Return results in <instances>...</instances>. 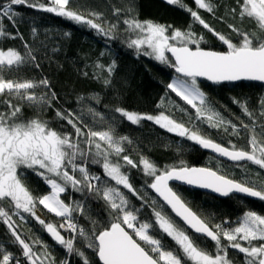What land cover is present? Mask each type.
<instances>
[{"label": "snow or ice", "instance_id": "1", "mask_svg": "<svg viewBox=\"0 0 264 264\" xmlns=\"http://www.w3.org/2000/svg\"><path fill=\"white\" fill-rule=\"evenodd\" d=\"M71 3L72 0H0V37L23 41L22 48L0 46V223L6 226L11 243L20 250V255H16L7 250L5 241H0V264L13 261L22 264L21 256L26 264H57L47 244L20 231L21 224L27 222L25 214L34 218L67 254L81 257L83 264H92L86 250L95 254L99 264H236L229 256V249L243 255V264H264V214L248 210L235 221L225 218L214 223V217L193 210L169 183L179 181L223 196L239 193L264 201V182L252 180L247 172L249 163L264 170V123L257 122V113L249 108L250 101L235 98L233 103L249 122L236 116L238 123H233L209 102L198 82L199 77L216 83L264 82V0H235V6L227 8L226 14L232 19H247L255 27L246 30L228 24V33L217 30L201 15L200 10H204L216 18L218 0H193L195 8L185 0H165L187 12L225 50L208 47L205 34L193 31L192 24L182 29L140 20L131 3L112 10L114 17H126L122 20L123 32L118 31V24L105 27L97 22L105 19L103 13L76 11ZM17 6L54 13L112 40L123 37V43L137 55L174 68L180 75L166 88L184 102L185 107L177 105V108L188 119L178 120L165 111L139 113L118 106L106 116L91 106L93 101L100 103L99 93L77 97L81 105L89 102L86 112L83 108L78 111L56 107L60 98L51 81L47 77L28 76V69L40 68L38 54L18 30L9 32L4 23L7 20L17 28L21 16ZM218 19L224 22L225 18ZM32 34L36 35L35 28ZM115 66L114 60L109 65L97 63L95 67L108 75L94 78L102 79L106 88L111 87ZM187 106L194 110V117ZM257 108L258 115L264 117V96L257 98ZM25 109L33 114L26 116ZM49 109L55 113L51 120L44 116ZM118 118L134 125L151 121L168 133L244 168L245 175L241 179L230 178L218 169L190 167L182 160L159 167L146 156H141L137 164L125 154L126 145L132 144V140L118 133ZM60 121L65 123L54 126ZM97 125L101 130H95ZM203 127L222 130L228 139L218 137L221 142H217ZM232 137L243 143H234ZM92 165L100 166L103 175L92 172ZM129 167H139L150 178L145 186L156 197L149 200L133 186ZM28 174L45 183L49 191L34 195L27 183ZM124 190L141 201L138 207ZM69 191L81 193L83 199L66 202L62 197ZM89 200L103 202L107 220L93 218ZM37 205L59 218V222H46L37 216ZM145 209L150 211L146 213ZM81 218L90 227L82 225ZM209 241L213 245L211 249ZM81 244L83 247L78 246ZM36 245H40L39 250H34Z\"/></svg>", "mask_w": 264, "mask_h": 264}, {"label": "trees", "instance_id": "2", "mask_svg": "<svg viewBox=\"0 0 264 264\" xmlns=\"http://www.w3.org/2000/svg\"><path fill=\"white\" fill-rule=\"evenodd\" d=\"M135 7L140 20H152L159 23L172 24L175 27L186 28L188 24H192V30L204 33L209 41L208 47L214 50H225L211 34L207 33L202 26L193 22L190 15L178 7L165 3V0H72L71 7L76 11H97L103 13L105 19L102 22L105 27L110 23L118 24V31L123 32L124 25L122 20L126 18L124 15L114 17L112 15L113 7L125 8L129 4ZM189 6L195 8L193 2L185 0ZM219 8L216 11V18L211 14L201 11V15L217 30L228 33V24H234L244 29H253L254 23L245 19L241 21L239 18L232 19L226 14V9L235 6V0H218ZM17 10L21 13L18 18L17 28H13L7 20L4 21L9 32L15 33L17 30L22 34L23 40L27 41L38 54L40 68L28 69V76L34 78L47 77L51 81L53 90L57 93L60 100L56 107L70 108L75 110L84 109L86 112L89 102L85 101L83 105L77 102L78 96H89L94 93L100 94V103L91 102V106L106 116L111 115V109L114 107H123L130 111L139 113H157L165 111L172 114L178 120H187L188 117L179 112L177 105L185 107L184 102L167 90L166 86L171 82L173 76V68L167 64L160 63L155 59L137 55L134 50L129 49L123 43V37L116 40L104 37L96 30L88 28L84 25L77 24L66 18L59 17L54 13L37 11L27 7L17 6ZM223 16L224 22L218 18ZM36 29V35L33 36L32 29ZM23 41L19 38L5 39L0 37V46L22 48ZM103 53V55H101ZM115 61V69L111 76V87H105L102 79L94 78L95 75L107 77L106 72H100L95 67L97 63L109 65ZM88 75L85 76L84 73ZM198 82L202 90L207 94L209 102L212 103L227 119H232L233 123L239 116L246 123L248 118L241 114V109L237 104L233 103L235 98L237 101H250L249 108L254 110L258 123H264V117L258 115L257 98L264 96V85L253 82L239 83H221L213 84L204 80ZM162 97L164 98L162 102ZM104 105L108 108L105 109ZM157 105H161L158 110ZM189 108L190 114L194 117L195 112ZM33 113L30 109H25V115L31 116ZM45 118L53 119L55 113L52 109L47 110L44 114ZM86 119H88L86 117ZM117 131L121 135H127L132 144L126 145V153L137 164L141 156L149 157L159 167L165 165L176 164L181 160L187 166L212 167L219 170L221 174H227L230 178L241 179L245 175V169L237 167L234 163H228L211 154L201 151L195 145L194 152L188 157L182 149L177 152L174 145L180 137L172 133H168L164 129L155 125L151 121H141L139 125H134L126 120L118 118ZM65 122L60 121L54 126H59ZM68 131H72L70 126L65 124ZM95 130H101V126L97 125ZM203 131L210 134L217 142H221L218 137L227 140L228 137L222 130L202 128ZM243 136V133H241ZM234 143H243L237 141L235 137L231 138ZM176 147V149H175ZM182 152V153H180ZM91 171L103 175L102 168L98 165H92ZM130 181L139 192L151 200L156 197L151 189L146 188L145 181L150 183V178L146 177L139 167L130 168ZM247 172L252 180L264 182V170H260L257 166L250 163L247 165ZM27 183L33 190L34 195H42L49 191V188L38 179L35 175L28 174ZM174 190L178 191L182 198L188 202L189 206L199 214L214 217L213 222H220L227 218L231 221L237 220L241 214L248 210H254L259 214H264V201L251 200L237 195H231L227 198L220 199L210 194L186 188L178 185H171ZM123 190V189H122ZM127 193V190H124ZM132 203L137 207L141 201L128 194ZM66 202L68 200H81V193L69 191L63 194ZM88 206L91 210L93 218L101 221L107 220V214L103 210L102 201L96 202L89 200ZM146 213L150 210L145 209ZM169 214L171 215L170 210ZM27 222L21 224L18 217H14L17 224H21L20 231L26 236L40 241L48 245V251L55 257L57 264L60 261H70V264H83L82 258L75 254H67L62 246L56 244L52 238L46 233L43 227L32 217L27 216ZM36 215L46 222H59V218L49 213L43 206L37 205ZM175 218V217H174ZM179 222V221H178ZM80 223L86 227H90V223L83 218ZM235 226V225H233ZM0 241H5L7 250L12 251L16 255H20L18 246L11 243V237L6 226L0 223ZM169 244L172 242L169 240ZM226 243V242H225ZM83 247V245H78ZM208 247H213L212 242H208ZM40 245H36L34 250H39ZM85 255L92 264H99L97 257L91 250H86ZM229 256L233 258L236 264H243V255L235 250L229 249ZM22 264H26L21 256ZM14 264V261L11 262Z\"/></svg>", "mask_w": 264, "mask_h": 264}, {"label": "water", "instance_id": "3", "mask_svg": "<svg viewBox=\"0 0 264 264\" xmlns=\"http://www.w3.org/2000/svg\"><path fill=\"white\" fill-rule=\"evenodd\" d=\"M168 55H169V57H170L171 54L169 53ZM173 72H174V74H175L176 76H179V75H180V74H178V73L175 72V69H174V68H173ZM198 79H199V80H204V81H207V82H209V83H213V84H221V83H239V82H253V83H258V84L264 85V82H261V81H252V80H239V81H231V82H229V81H223V82L216 83V82H212V81L207 80V78H205V77H199ZM196 146H197V148L200 149L201 151L207 152V153L211 154L212 156H215V157H217V158H219V159H221V160H223V161H226V162H228V163H233V162L228 161L226 158L219 157L217 154H215V153L212 152L211 150L203 149L201 146H199V145H197V144H196ZM190 167H202V166H190ZM169 183H170V186H171V185H178V186H182V187H186V188L195 189V190H198V191H201V192H204V193L210 194V195H212V196H214V197H217V198H220V199L227 198V197H229V196H231V195H237V196H241V197L248 198V199H251V200H259L258 198H254V197L246 196V195L239 194V193H232V194H229V196H223V195H221V194H219V193L214 192V191L211 190V189H206V188H202V187H199V186L187 185L186 183L179 182V181H170ZM151 191H152V193H153L155 196L157 195V194L154 193L153 190H151ZM157 199H159V198L157 197ZM97 259H98V258H97Z\"/></svg>", "mask_w": 264, "mask_h": 264}, {"label": "rangeland", "instance_id": "4", "mask_svg": "<svg viewBox=\"0 0 264 264\" xmlns=\"http://www.w3.org/2000/svg\"><path fill=\"white\" fill-rule=\"evenodd\" d=\"M188 2H193V0H187ZM177 76H173V78L171 79V81L176 78ZM152 114H157V113H152ZM173 134V133H172ZM175 135V134H174ZM176 147L179 146L180 150L182 149V152L184 151V153L189 157L195 150V143L191 142V141H187L185 139L180 138V140H178L175 144ZM175 147V149H176ZM180 152V153H182Z\"/></svg>", "mask_w": 264, "mask_h": 264}]
</instances>
